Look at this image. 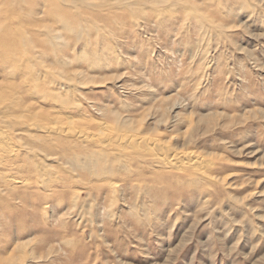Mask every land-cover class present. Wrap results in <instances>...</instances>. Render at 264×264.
I'll return each mask as SVG.
<instances>
[{
    "label": "rangeland",
    "instance_id": "obj_1",
    "mask_svg": "<svg viewBox=\"0 0 264 264\" xmlns=\"http://www.w3.org/2000/svg\"><path fill=\"white\" fill-rule=\"evenodd\" d=\"M0 264H264V0H0Z\"/></svg>",
    "mask_w": 264,
    "mask_h": 264
},
{
    "label": "bare ground",
    "instance_id": "obj_2",
    "mask_svg": "<svg viewBox=\"0 0 264 264\" xmlns=\"http://www.w3.org/2000/svg\"><path fill=\"white\" fill-rule=\"evenodd\" d=\"M251 50V49H250Z\"/></svg>",
    "mask_w": 264,
    "mask_h": 264
}]
</instances>
